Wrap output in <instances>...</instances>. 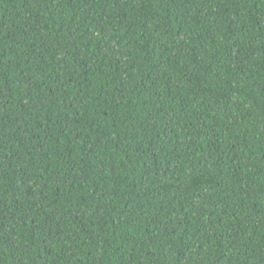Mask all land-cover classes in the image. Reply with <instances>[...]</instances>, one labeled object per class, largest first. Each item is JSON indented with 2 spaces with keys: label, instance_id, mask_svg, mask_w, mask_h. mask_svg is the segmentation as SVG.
<instances>
[{
  "label": "trees",
  "instance_id": "obj_1",
  "mask_svg": "<svg viewBox=\"0 0 264 264\" xmlns=\"http://www.w3.org/2000/svg\"><path fill=\"white\" fill-rule=\"evenodd\" d=\"M0 264H264V0H0Z\"/></svg>",
  "mask_w": 264,
  "mask_h": 264
}]
</instances>
